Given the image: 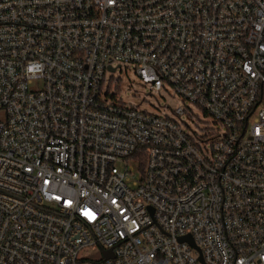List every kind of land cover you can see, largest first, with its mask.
<instances>
[{"label":"built area","instance_id":"obj_1","mask_svg":"<svg viewBox=\"0 0 264 264\" xmlns=\"http://www.w3.org/2000/svg\"><path fill=\"white\" fill-rule=\"evenodd\" d=\"M0 264H264V0H0Z\"/></svg>","mask_w":264,"mask_h":264},{"label":"rangeland","instance_id":"obj_2","mask_svg":"<svg viewBox=\"0 0 264 264\" xmlns=\"http://www.w3.org/2000/svg\"><path fill=\"white\" fill-rule=\"evenodd\" d=\"M120 70L118 69L117 73H115V77L121 78L118 92L126 103L138 105L142 110H147L151 113L164 112V110L159 111L160 106L164 107L168 104H172L173 107L178 106L179 102L177 100L171 102V92L159 94L144 84L132 68H129L124 73H121ZM91 252L90 250H85L81 255L87 256Z\"/></svg>","mask_w":264,"mask_h":264},{"label":"water","instance_id":"obj_3","mask_svg":"<svg viewBox=\"0 0 264 264\" xmlns=\"http://www.w3.org/2000/svg\"><path fill=\"white\" fill-rule=\"evenodd\" d=\"M181 241H187V242H189L191 245L195 246V244H194L193 239H192L191 236L183 237V238H181ZM110 253H111V252H110ZM109 255H110V254H109V252H108V256H109Z\"/></svg>","mask_w":264,"mask_h":264}]
</instances>
